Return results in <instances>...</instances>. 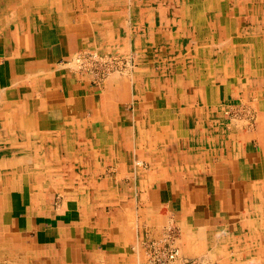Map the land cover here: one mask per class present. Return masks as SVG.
I'll list each match as a JSON object with an SVG mask.
<instances>
[{"label":"crops","instance_id":"0c3cea01","mask_svg":"<svg viewBox=\"0 0 264 264\" xmlns=\"http://www.w3.org/2000/svg\"><path fill=\"white\" fill-rule=\"evenodd\" d=\"M187 3L0 0V264H135L168 228L201 253L264 194V0H200L198 24ZM93 49L135 79L94 84ZM245 105L256 131L226 117Z\"/></svg>","mask_w":264,"mask_h":264},{"label":"rangeland","instance_id":"374dc122","mask_svg":"<svg viewBox=\"0 0 264 264\" xmlns=\"http://www.w3.org/2000/svg\"><path fill=\"white\" fill-rule=\"evenodd\" d=\"M209 1L210 0H208V7H209V12H210L212 11L210 7H212L213 5L210 4L211 6H209ZM225 1L231 2V0H225ZM236 1L237 0H235V2ZM187 5L183 4V6L186 7L185 10H187L188 12L192 11V17L195 20V23L196 24H198V22L200 23L201 21L199 17V14L201 12L200 0H191V4L189 6ZM226 5L227 4H224L225 7ZM191 7L192 9L190 10ZM178 12H181V11H177L176 13ZM180 37L181 39L183 38V36H180ZM176 50L175 52H172L173 55L171 56V58L173 59L174 65H176L179 60H182V61L186 60L184 57L185 53H184V49L182 48V46L180 48H176ZM88 52L90 54L89 56L91 57V58L89 57L88 63H90V65L91 64L94 65V66H91L90 69L95 70L98 73L97 78L93 77L92 82L94 84H100L101 82L109 78H112V77L125 78V79H129L130 81H133V79H135L136 71L141 66V63H139V59L137 58V61L135 59L137 57L135 53L133 55L132 53H129L128 55H121L117 52L100 51L98 49H93L92 51H88ZM195 54L196 52H194L192 55H195ZM199 54L200 53H197V55ZM140 56L142 57L144 55L141 54ZM174 56H176V58H174ZM150 59H151L152 67H154L156 71H158L160 74H163L162 69H161L162 68L161 66L163 63H159L158 61L153 62L152 57ZM104 72L106 73L104 74ZM89 74H92V73H89ZM92 76L94 75L92 74ZM182 78H184L182 77V73L177 74L175 78L176 83L179 84V82L182 81L181 80ZM193 80L197 82V83H194V85L197 88L200 87L201 90L204 91L203 86L202 84L200 85L198 79L196 80L194 78ZM179 85H182V83H180ZM172 86L175 87V84L172 83ZM135 105L136 104H131V107L133 108L135 107ZM240 105L243 106V104H240ZM245 106H246L245 109L242 110L243 112L242 111L238 112L237 110L232 108L234 110L233 111L231 108H229L226 111V117L229 118L230 120L236 119L234 121L239 122V124L241 125L239 127H241V129H245L247 131H256L258 128V123H259L258 116L256 115L253 109L249 108L250 106L248 105H245ZM233 107H236V106H233ZM140 162L141 161H139V159L135 161L136 168H148L147 164H144V167H141L142 165L140 164ZM261 192H264V190L262 189ZM242 212L243 213L240 216L239 220L237 221L236 219L237 222H235L234 225L227 227V229H225L223 226L222 228L224 229H223V232L220 231L221 234H219V231H217L218 233L210 236V240L209 242L207 241L208 242L207 245L206 244L203 246L199 245L198 247H200L203 250V252L201 253L200 252L193 253V252L187 251V248L183 247L182 244H180L181 247L179 248L178 247L179 245L177 244L178 245L177 246L175 243L176 239L178 240V236H175V233L177 231H175L172 228H170L171 230L168 228V231L165 230L160 237L145 235L143 239V243L141 244V247H140L138 259L136 260L135 264L147 263L150 261V259L153 264L156 263L151 253V245H157V246L165 245L166 247H168L170 243L173 246L175 245L174 247L180 251L182 256L189 257L191 259H196L198 257L204 258V259L206 258L205 261L209 262L210 264L211 263L213 264H237V263L238 264H264V194L258 195L256 199L252 197L250 201H248L246 209ZM119 221L120 220L118 219V216H115V221L112 223H114L116 226ZM222 228L220 227V229ZM149 253L151 257L149 256Z\"/></svg>","mask_w":264,"mask_h":264},{"label":"built area","instance_id":"2783aa9c","mask_svg":"<svg viewBox=\"0 0 264 264\" xmlns=\"http://www.w3.org/2000/svg\"><path fill=\"white\" fill-rule=\"evenodd\" d=\"M89 52L82 55L79 54L76 57V61L78 63L79 68L82 71L92 73L93 77H98V73L95 70L90 69L92 64L88 63L89 59ZM90 69V70H89ZM151 253L156 261L154 264H210L205 261L204 258H196L191 259L189 257H184L181 255L180 251L176 249L173 245H170L166 247L165 245L157 246V245H151ZM149 256L151 257L150 253ZM163 258V259H162ZM143 264H153L151 262V259L147 263Z\"/></svg>","mask_w":264,"mask_h":264},{"label":"bare ground","instance_id":"6f19581e","mask_svg":"<svg viewBox=\"0 0 264 264\" xmlns=\"http://www.w3.org/2000/svg\"><path fill=\"white\" fill-rule=\"evenodd\" d=\"M29 1V0H28ZM38 1V0H37ZM188 1V0H187ZM204 2V1H203ZM34 3H35V1H34ZM196 3V2H195ZM188 4V3H187ZM211 4V3H210ZM20 5V4H19ZM18 5V6H19ZM30 5V4H29ZM190 5V4H189ZM189 5H187V6H189ZM220 5V4H219ZM202 6V5H201ZM211 6V5H210ZM53 7V6H52ZM213 7H214V5H213ZM212 7V8H213ZM44 8V7H43ZM18 9V8H17ZM22 9V8H21ZM120 9V8H119ZM214 9H215V7H214ZM213 9V10H214ZM36 11V10H35ZM54 11V10H53ZM136 11V10H135ZM33 13V12H32ZM202 13V12H201ZM17 14V13H16ZM51 14V13H50ZM222 15H223V13H221ZM21 15V14H20ZM47 15V14H46ZM189 15V14H188ZM225 15V14H224ZM24 16V15H23ZM29 16H31V15H29ZM200 16V15H199ZM220 16V15H219ZM227 16V15H226ZM16 17V16H15ZM72 17V16H71ZM78 17V16H77ZM130 17V16H129ZM139 17V16H138ZM232 17V16H231ZM1 18H2V16H1ZM197 18V17H196ZM207 18V17H206ZM212 18V17H211ZM17 19V18H16ZM31 19V18H30ZM34 19H35V17H34ZM78 19V18H77ZM39 20V19H38ZM70 20V19H69ZM72 20V19H71ZM138 20V19H137ZM198 20V19H197ZM247 20V19H246ZM79 21V20H78ZM186 21H187V19H186ZM68 22V21H67ZM131 22V21H130ZM195 22V21H194ZM225 24V23H224ZM196 25V24H195ZM94 28H96V27H94ZM200 28V27H199ZM105 29V28H104ZM122 29V28H121ZM198 30V29H197ZM218 30V29H217ZM216 30V31H217ZM229 30V29H228ZM174 32V31H173ZM105 33V32H104ZM213 34V33H212ZM157 36V35H156ZM206 36V35H205ZM248 36V35H247ZM181 38V37H180ZM247 38V37H246ZM175 39V38H174ZM250 40V39H249ZM256 40H258V38L256 39ZM228 41V40H227ZM234 41V40H233ZM222 42V41H221ZM246 42V41H245ZM261 42V41H260ZM103 43V42H102ZM140 43V42H139ZM174 43H176V42H174ZM186 43V42H185ZM223 43V42H222ZM261 44V43H260ZM102 45V44H101ZM178 45V44H177ZM184 46V45H183ZM204 46V45H203ZM152 47H154V46H152ZM209 47V46H208ZM262 47H263V45H262ZM136 48V47H135ZM169 48V47H168ZM189 49V48H188ZM209 49V48H208ZM115 50V49H114ZM113 50V51H114ZM160 50V49H159ZM195 50H197V49H195ZM202 50V49H201ZM224 50V49H223ZM177 51V50H176ZM182 51V50H181ZM186 52V51H185ZM189 52V51H188ZM210 52V51H209ZM138 53V52H137ZM222 53V52H221ZM139 54V53H138ZM193 54V53H192ZM256 54V53H255ZM133 55V54H132ZM209 55V54H208ZM237 55V54H236ZM241 56V55H240ZM212 57V56H211ZM220 57V56H219ZM218 57V58H219ZM238 57V56H237ZM262 57V56H261ZM91 58V57H90ZM165 58V57H164ZM2 59V58H1ZM95 59H97V58H95ZM102 59V58H101ZM105 59V58H104ZM127 59V58H126ZM190 59V58H189ZM195 59V58H194ZM213 59V58H212ZM262 59V58H261ZM177 60H179V59H177ZM192 60V59H191ZM237 60V59H236ZM251 60H253V59H251ZM97 61V60H96ZM119 61V60H118ZM128 61V60H127ZM130 61V60H129ZM235 61V60H234ZM101 62V61H100ZM99 62V63H100ZM108 62H110V61H108ZM146 62V61H145ZM176 62V61H175ZM184 62V61H183ZM237 62H238V60H237ZM96 63V62H95ZM115 63V62H114ZM118 63V62H117ZM172 63V62H171ZM179 63V62H178ZM189 63V62H188ZM260 63V62H259ZM262 63V62H261ZM127 64V63H126ZM125 64V65H126ZM154 64H156V63H154ZM170 64V63H169ZM219 64V63H218ZM237 64V63H236ZM240 64V63H239ZM124 65V66H125ZM129 65V64H128ZM94 66V65H93ZM102 66V65H101ZM101 66H100V68H101ZM111 66V65H110ZM120 66V65H119ZM130 66V65H129ZM170 66V65H169ZM255 66V65H254ZM253 66V67H254ZM264 66V65H263ZM97 67V66H96ZM95 67V68H96ZM103 67V66H102ZM212 67V66H211ZM175 68V67H174ZM237 68V66L235 67V69ZM107 69V68H106ZM105 69V70H106ZM223 69V68H222ZM261 69V68H260ZM109 71V70H108ZM117 71V70H116ZM126 71V70H125ZM176 71V70H175ZM237 71V70H236ZM120 72V71H119ZM122 72H124V71H122ZM185 72H186V70H185ZM261 72V71H260ZM101 73H102V71H101ZM106 72H104V74H105ZM126 73V72H125ZM180 73V72H179ZM242 73V72H241ZM258 73V72H257ZM263 73V72H262ZM129 74V73H128ZM100 75V74H99ZM162 76V75H161ZM235 76V75H234ZM106 77V76H105ZM201 79V78H200ZM197 80V79H196ZM195 82V81H194ZM237 82V81H236ZM230 83V82H229ZM206 84V83H205ZM236 85V84H235ZM216 86V85H215ZM225 87V86H224ZM228 94V93H227ZM230 94V93H229ZM256 98V97H255ZM262 99V98H261ZM228 100V99H227ZM256 100H257V98H256ZM226 101V100H225ZM123 103V102H122ZM130 103V102H129ZM224 104V103H223ZM225 104H227V103H225ZM209 105V104H208ZM170 106V105H169ZM237 106V105H236ZM100 108V107H99ZM231 108V107H230ZM236 108V107H235ZM243 108V107H242ZM232 109V108H231ZM237 109V108H236ZM235 109V110H236ZM243 109H245V108H243ZM260 109V108H259ZM164 110V109H163ZM233 110V109H232ZM165 111V110H164ZM234 111V110H233ZM99 112V111H98ZM156 112V111H155ZM167 112H168V109H167ZM215 112V111H214ZM226 112V111H225ZM229 112V111H228ZM238 112H240V111H238ZM243 112V111H242ZM250 112V111H249ZM150 113H152V110L150 111ZM157 113V112H156ZM163 113V112H162ZM230 113H231V111H230ZM248 113V112H247ZM246 114V113H245ZM244 114V115H245ZM249 114V113H248ZM251 114V113H250ZM150 115V114H149ZM157 115V114H156ZM155 116V115H154ZM165 116H167V115H165ZM232 116V115H231ZM243 116V115H242ZM246 116V115H245ZM235 117V116H234ZM241 117V116H240ZM248 117V116H247ZM163 118V117H162ZM231 118V117H230ZM156 119V118H155ZM164 119V118H163ZM242 119V118H241ZM2 120H3V118H2ZM157 120V119H156ZM161 120V119H160ZM234 120H236V119H233L232 121H234ZM162 121V120H161ZM166 122V121H165ZM190 122V121H189ZM167 123V122H166ZM248 123V122H247ZM190 124H191V122H190ZM221 125V124H220ZM191 126V125H190ZM207 126V125H206ZM157 127V126H156ZM179 127V126H178ZM26 128V127H25ZM187 128V127H186ZM251 128V127H250ZM85 129V128H84ZM26 130V129H25ZM181 130V129H180ZM29 131V130H28ZM36 132V131H35ZM33 134V133H32ZM111 136V135H110ZM16 137V136H15ZM100 137V136H99ZM13 138V137H12ZM19 139V138H18ZM99 140H100V138H99ZM106 140V139H105ZM113 140H115V139H113ZM256 141V140H255ZM107 143V142H106ZM93 146V145H92ZM91 146V147H92ZM94 147V146H93ZM29 148V147H28ZM93 149V148H92ZM6 150V149H5ZM26 150V149H25ZM210 150V149H209ZM86 151V150H85ZM193 151V150H192ZM121 152V151H120ZM261 152V151H260ZM88 153V152H87ZM7 156V155H6ZM216 158V157H215ZM5 161H6V159H5ZM140 164L144 167V164L145 163H143V162H140ZM145 166H147V165H145ZM8 167V166H7ZM77 169V168H76ZM112 169V168H111ZM35 173V172H34ZM32 177V176H31ZM41 178H43V176L41 177ZM23 183V182H22ZM36 183V182H35ZM28 184V183H27ZM35 188V187H34ZM256 204V203H255ZM257 207V206H256ZM257 214V213H256ZM72 218V217H71ZM244 221H245V219H244ZM174 223V222H173ZM239 224V223H238ZM225 226V225H224ZM177 227V226H176ZM170 229V228H169ZM177 229V228H176ZM176 229H174V230H176ZM204 229V228H203ZM202 229V230H203ZM171 230V229H170ZM195 230V229H194ZM167 231H168V229H167ZM164 232V231H163ZM173 234V233H172ZM176 234V233H175ZM195 234V233H194ZM198 234V233H197ZM196 234V235H197ZM193 236V235H192ZM198 237V236H197ZM170 238V237H169ZM199 239H200V237H198ZM244 240V239H243ZM202 242V241H201ZM153 244V243H152ZM190 245V244H189ZM100 246V245H99ZM175 246V245H174ZM252 246V245H251ZM206 249V248H205ZM229 257V256H228ZM206 259V258H205ZM79 262V261H78ZM207 263H209V262H207ZM215 263V262H214ZM211 264H213V263H211ZM238 264V263H237Z\"/></svg>","mask_w":264,"mask_h":264}]
</instances>
